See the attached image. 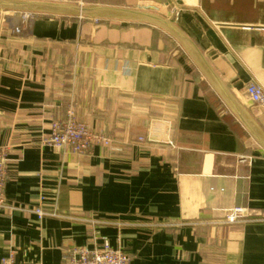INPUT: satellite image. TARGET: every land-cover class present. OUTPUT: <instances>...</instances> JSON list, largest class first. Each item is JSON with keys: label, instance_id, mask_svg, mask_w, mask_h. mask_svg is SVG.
Here are the masks:
<instances>
[{"label": "crops", "instance_id": "obj_1", "mask_svg": "<svg viewBox=\"0 0 264 264\" xmlns=\"http://www.w3.org/2000/svg\"><path fill=\"white\" fill-rule=\"evenodd\" d=\"M32 1L67 8L0 7V264L104 240L128 264H264V106L246 94L264 87V0ZM70 111L112 145L47 144ZM235 206L247 219L221 222Z\"/></svg>", "mask_w": 264, "mask_h": 264}, {"label": "built area", "instance_id": "obj_2", "mask_svg": "<svg viewBox=\"0 0 264 264\" xmlns=\"http://www.w3.org/2000/svg\"><path fill=\"white\" fill-rule=\"evenodd\" d=\"M26 22L33 18V14L25 12L22 14ZM84 18V17H83ZM98 22V19H94ZM16 32H21L20 27L15 28ZM246 94L256 104L264 106V87L257 83H250L246 87ZM46 143L58 148H68L75 153H86L94 145L100 144L110 147L112 139L104 133H97L91 127L79 120L73 111H70L64 120L54 121L51 125V136ZM8 156L9 148L0 144V209L6 207L5 186L8 180ZM243 207L235 206L227 211L224 223H236L247 219ZM35 213L39 219L45 216H58L56 210H45L43 203L35 208ZM175 225V224H169ZM66 264H128L130 256L124 250L114 248L104 240L101 244L89 248L86 246H74L65 254ZM1 264H15V252L11 250L9 254L1 259Z\"/></svg>", "mask_w": 264, "mask_h": 264}, {"label": "water", "instance_id": "obj_3", "mask_svg": "<svg viewBox=\"0 0 264 264\" xmlns=\"http://www.w3.org/2000/svg\"><path fill=\"white\" fill-rule=\"evenodd\" d=\"M26 6H37L40 8V10L43 11H50L54 10L55 8H67L64 5L60 4H55V3H50V2H35L32 0H0V7H5V8H11V9H19L21 7H26ZM98 9H106V8H96ZM118 11H123L121 9H118ZM125 13L127 14H136V15H142L145 17H150L151 15L145 14V13H140L132 10H124ZM81 14L84 16V13L89 12L85 8L80 9Z\"/></svg>", "mask_w": 264, "mask_h": 264}, {"label": "rangeland", "instance_id": "obj_4", "mask_svg": "<svg viewBox=\"0 0 264 264\" xmlns=\"http://www.w3.org/2000/svg\"><path fill=\"white\" fill-rule=\"evenodd\" d=\"M4 10H6V11H14L15 9L6 8ZM16 10L22 12V14L25 13V12L32 13L33 14V17L38 16V15H40V14H42V13L45 12L43 10H40V8L37 7V6H26V7H21L19 9H16ZM46 12H48V11H46Z\"/></svg>", "mask_w": 264, "mask_h": 264}]
</instances>
